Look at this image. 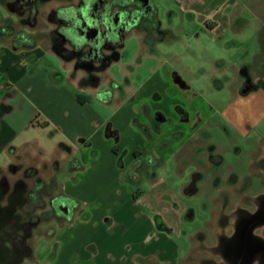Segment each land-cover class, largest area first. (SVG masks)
I'll list each match as a JSON object with an SVG mask.
<instances>
[{"label": "rangeland", "instance_id": "obj_1", "mask_svg": "<svg viewBox=\"0 0 264 264\" xmlns=\"http://www.w3.org/2000/svg\"><path fill=\"white\" fill-rule=\"evenodd\" d=\"M70 2L76 3L77 0H49L40 6L35 28L21 24L19 18L4 3V7L0 8L3 17L1 25L10 20L15 30L34 35L39 43L34 53L55 73L65 78L66 89L76 95L77 100H89L93 110L107 115L106 109L97 101L116 93L119 100H130L125 111L136 112L134 117L147 128L142 129L139 136L136 135L138 125H121L123 128L119 142L107 138L102 132L104 134L97 150L98 156L94 159L89 152L87 163H83L88 169L81 174L77 173L75 180L69 173L71 166L62 163V173L56 175V179L59 185L67 187V193H59L71 204V215L62 226L55 222L43 226L36 237L41 236L47 227L58 230L59 236L60 228L78 223L76 215L83 202L78 199L80 196L88 203L86 211L90 213L93 204L98 213L97 219L103 223L108 219L113 222L114 218L116 223H120V218L123 217L145 224L150 221L154 223V232L163 233L169 247L164 243L167 248L163 247L162 251L157 249L154 256H139L137 264H194L193 257L207 253L200 248L198 242L204 238L214 242V232L219 229L217 210L220 195L214 183L216 172L209 167H199L198 160L192 155V148L197 149V153L199 147L216 145L225 159L219 170L223 178L232 171L241 178L250 176L252 179L250 164L254 160L251 154L259 151L264 156V144L261 143V138H264V108H255L256 102L262 99L257 94L239 96L234 83L242 80L239 74L246 52L248 57L245 61H253L252 54L259 48L257 39L253 37L249 44L238 45V23L232 22L226 30L212 34L200 26L194 12L193 17L184 13L176 0H153L162 29L168 30L161 41L149 48L143 44L142 34L134 31L125 43L122 59L107 72V76L111 75L120 89L117 92L110 89L105 80L98 92H95L88 84H79L81 72H78L75 82L86 89H78L69 82L70 75L74 72L73 65L48 51L52 46V27L48 21V13L51 9ZM220 13L229 18L238 15V4L231 3L221 8ZM5 47L0 43V64L7 62L4 55L10 51L13 56L12 75L19 84L22 81L20 78H23L20 75L27 72L23 63L29 61L28 54L14 52L11 48L7 50ZM175 74L190 86L189 90H183L177 85ZM219 77L221 79L218 80ZM181 108L189 113L192 120H197V112H202L205 120L196 138L189 143L187 138L177 140L172 133L177 130L174 126L188 131L187 124L179 125L182 122L179 111ZM41 122L39 117L35 119L36 129ZM248 126L254 127L252 132ZM40 133L55 134L45 126ZM42 143L46 148H51L52 143L46 140ZM59 153L60 150L55 152L56 155H60ZM51 157L44 156V159L51 160ZM113 157L116 159L112 160ZM5 162L2 159L1 163L7 168L8 164ZM197 170L203 172L198 183L199 191L190 193L191 181ZM42 176L49 181V174L42 173ZM254 178L260 185L261 181L257 182L259 177L255 175ZM11 180L14 181V178ZM221 188H225V183ZM258 189L251 188L253 192ZM47 240L53 246L56 237L52 236ZM43 241L44 239H38L36 259L29 264H37L36 261L40 258L47 260L51 258L53 251H58L53 248L48 251L45 246L43 248ZM128 246H136L131 242L124 248V253L132 256L134 252ZM197 247L200 250H194ZM116 248V252L122 251L120 246ZM142 248L145 253L149 250L148 247ZM87 250L90 251L86 248Z\"/></svg>", "mask_w": 264, "mask_h": 264}, {"label": "crops", "instance_id": "obj_2", "mask_svg": "<svg viewBox=\"0 0 264 264\" xmlns=\"http://www.w3.org/2000/svg\"><path fill=\"white\" fill-rule=\"evenodd\" d=\"M5 1L0 0V8L4 7ZM176 2L184 13L193 17L192 13L194 12V17L200 26L212 34L226 30L230 27V23L235 22L238 23V45L249 44L250 39L253 37L257 39L256 42L259 48L252 54L253 61L251 63L245 61L248 57L247 52L246 58L242 59V67H248L251 83L254 87L250 90H244L245 80L240 74L242 80L234 81V83L239 96L257 94L262 100L256 102L255 108L258 110L264 108V0H176ZM231 3L233 5L238 4V15L229 18L221 14L220 10ZM197 10L199 11L197 12ZM215 11L218 12L215 13ZM249 28L252 29L248 31ZM0 43L4 44L7 50L12 49L11 38H0ZM38 44L37 42V46ZM143 44H145L144 41ZM37 46L32 49H12L14 52H27L28 54L27 59L29 61L23 63L27 72L25 71L20 75L23 78H20L22 81H19V84L12 75L11 60L13 56L10 51L5 52L4 55L7 62L0 64V172L8 174L11 165L23 164L26 167L34 165L36 168L41 169L43 165L52 167L58 163L60 164L57 170L58 176L62 173V163H64L68 167L71 165L69 173L71 178L75 180L77 173L81 174L87 171L88 166L83 163H87L89 152L94 159L98 156L97 150L101 145L100 142H102V134L105 133L107 138L119 142L121 141L123 128L121 125L125 126L126 123L135 127L138 125L136 127L138 134H135L139 136L141 130L147 128V126L134 117L136 112L132 110L130 112L125 111L126 104L130 100L123 98L119 100L116 93L112 94L110 99L97 101L104 110L106 109L107 115H102L93 110L91 101L77 100L76 95L66 89L65 78L61 74L55 73L50 66L42 62L40 56L34 53ZM48 51L55 54L52 48ZM122 52L120 60L122 59ZM108 76L109 79L106 83L112 89L109 81L115 84L117 82L111 75ZM175 76L180 79V81H176L174 78L178 86L183 90L190 89V86L178 74H175ZM217 79L219 80L221 77ZM75 81L69 78L71 86L86 89ZM100 86L89 88L98 92ZM111 108L113 110H110ZM179 111L182 114V122L179 125L187 124L189 128L188 131H185L182 127L174 126V129L177 130L172 131V133L177 140L187 138L189 143L196 138L198 131L201 129V124L205 120L202 112H197V120L194 121L186 110L181 108ZM37 117L41 119L42 124L38 123L36 129L34 121ZM41 125L47 127V129H52L55 134H41L40 130H43ZM253 128L248 126L250 132L253 131ZM43 140L52 143L53 146L46 148L47 146L42 143ZM261 143L264 144V138H261ZM203 148L199 147L197 153L195 152L197 149L192 148V155L198 160L199 164L197 165L199 167L211 168L207 162L206 153L198 154L199 150ZM112 149H110L111 153ZM59 150L61 151L60 155H56L55 152L57 153ZM62 154H65V156ZM251 155L254 158L255 154ZM44 156H50L51 160H45ZM2 159L8 164L7 168L1 163ZM115 159L116 157L112 158V160ZM252 164L253 162L250 165L252 166ZM124 168L126 167L124 166ZM199 170L195 174H203ZM219 170L218 173L221 175ZM43 178L45 179V177ZM226 178L222 177L223 181ZM201 179L197 180V187ZM192 182L193 180L191 184ZM59 187V191H67L65 185L63 187L59 185ZM189 191L190 193H197L199 187L198 191L193 192L191 189ZM78 199L83 201L76 215L79 219L78 223L60 228L61 233L59 236L57 235L58 230H56L54 236L56 242L53 246L50 244V240L44 239L43 248L45 246L48 251H51L52 248L54 250L58 249V251H53L51 258L47 260L38 259L37 264H137L136 260L139 256L152 257L157 249L162 251L163 247L167 248V245L169 247L170 244L164 238L163 233L154 232V223L148 221L145 224L124 219V217L120 218V223H116L115 218L113 222L108 219L103 223L97 219L98 213L95 212L96 207L93 204L89 213L86 211L88 203L85 199L80 196ZM119 210L117 212L122 214ZM168 224L174 226L171 223ZM152 232H154L153 235ZM35 241L33 243L36 248L35 255L37 256L38 239H35ZM131 242L136 248L128 246L134 254L127 256L124 253V248ZM116 246H120L122 251L116 252ZM142 247H148L149 250L145 253ZM86 248L90 251H86Z\"/></svg>", "mask_w": 264, "mask_h": 264}, {"label": "flooded vegetation", "instance_id": "obj_3", "mask_svg": "<svg viewBox=\"0 0 264 264\" xmlns=\"http://www.w3.org/2000/svg\"><path fill=\"white\" fill-rule=\"evenodd\" d=\"M26 4L21 0L17 2L21 16L28 14L24 10ZM48 21L52 27V50L74 67L70 78L76 80L81 72L79 84L96 82V87L109 79V68L120 60L115 58L118 53L121 55L134 31L142 34L149 48L155 47L168 32L162 29L153 0H77L51 9ZM240 75L245 80L244 90L254 87L247 66L241 68ZM174 78L180 81L177 76ZM109 82L113 90L120 89L119 85L113 87L114 82ZM202 152L206 153L211 170L216 172L215 188L220 189L223 182L225 188L219 190V229L214 232V242L206 238L198 242L207 253L193 257V263L264 264V156L259 151L255 153L252 179L250 176L241 178L232 172L223 181L218 170L225 159L218 147H204L198 154ZM59 166L56 163L38 169L34 165L18 164L10 168L8 174L0 172V264L34 262V240L49 239L56 231L47 227L41 236L36 237V234L51 222L62 226L69 219L71 204L59 193L56 179ZM42 173L49 174V181ZM255 175L259 177L260 185L256 183ZM200 178L202 175L194 174L190 185L193 192L198 191L197 180ZM253 187L259 189L253 192Z\"/></svg>", "mask_w": 264, "mask_h": 264}, {"label": "trees", "instance_id": "obj_4", "mask_svg": "<svg viewBox=\"0 0 264 264\" xmlns=\"http://www.w3.org/2000/svg\"><path fill=\"white\" fill-rule=\"evenodd\" d=\"M22 3H27L25 5V12H28L25 16H21V11H19L17 7L18 0H6L5 5L8 7L9 11L13 13L16 17L19 18L21 24H25L26 27L35 28L37 24V17L39 16L37 12L39 11V7L45 5L49 2V0H21ZM33 14V15H32ZM32 15V16H31ZM31 17V18H30ZM3 17L0 13V38L7 39L11 38V46L13 50H20V49H32L37 46V38L34 35H30L23 30H15L14 25L11 23L10 20H7L4 25L2 24ZM120 53L117 54L115 60L120 59ZM90 87H96L97 83L92 82L89 84ZM117 87L115 83H113V87ZM112 95L108 96L106 99H110ZM17 165H11L10 168H14ZM73 167V166H72ZM81 168V166H80Z\"/></svg>", "mask_w": 264, "mask_h": 264}]
</instances>
